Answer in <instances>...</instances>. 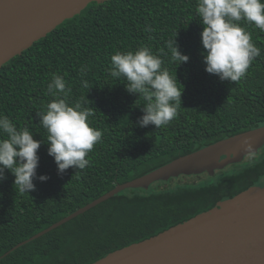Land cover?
Segmentation results:
<instances>
[{"label": "trees", "instance_id": "trees-1", "mask_svg": "<svg viewBox=\"0 0 264 264\" xmlns=\"http://www.w3.org/2000/svg\"><path fill=\"white\" fill-rule=\"evenodd\" d=\"M197 0H110L91 3L0 69V114L18 129L28 127L38 150L35 190L21 193L8 171L0 182V258L21 242L80 208L165 164L237 134L264 126V31L240 21L261 49L244 79L220 81L205 71L203 25ZM151 26L154 31L148 32ZM176 38L189 61L165 66L181 86V108L167 125L139 127L145 103L126 91L127 81L109 73L111 56L145 45L154 53ZM86 66L89 87L81 85ZM178 67V68H177ZM53 74L71 88L69 102L86 97L91 126L103 132L84 170L57 174L47 133L36 113L53 97ZM253 157V158H252ZM214 175L181 176L149 189L119 193L69 223L31 241L0 264H92L110 253L154 237L264 182V152ZM195 179V180H194Z\"/></svg>", "mask_w": 264, "mask_h": 264}, {"label": "clouds", "instance_id": "clouds-1", "mask_svg": "<svg viewBox=\"0 0 264 264\" xmlns=\"http://www.w3.org/2000/svg\"><path fill=\"white\" fill-rule=\"evenodd\" d=\"M195 12L203 25L200 35L205 71L222 82L244 79L261 55V49L252 42V33L240 21L264 31V0H197ZM146 31L154 29L148 26ZM165 47L167 51L160 49L154 53L145 45L135 51H117L110 58V75L123 77L127 81L126 91L145 101L143 115L137 121L142 128L167 126L181 108L182 85L176 71L172 75L165 63L168 60L179 67L189 61V56L179 51L176 38L167 41ZM87 75L88 68L81 66L83 88L89 87L84 79ZM70 92L64 77L53 74L47 85V93L53 99L43 111L36 113L39 124L46 130L48 155L54 158L58 175L69 168L86 169L90 164L89 154L103 137L101 130L91 126L90 117L95 110L85 106L89 101L81 97L70 103ZM41 143L34 139L28 127L18 129L11 119L0 114V182L6 179V171L15 177L14 187L21 193L34 191L37 179L46 182L48 176L37 177Z\"/></svg>", "mask_w": 264, "mask_h": 264}, {"label": "water", "instance_id": "water-1", "mask_svg": "<svg viewBox=\"0 0 264 264\" xmlns=\"http://www.w3.org/2000/svg\"><path fill=\"white\" fill-rule=\"evenodd\" d=\"M110 0H0V69L91 3ZM264 146V126L224 139L124 184L80 208L13 251L85 214L119 193L149 189L181 176L197 178L239 164ZM92 264H264V185Z\"/></svg>", "mask_w": 264, "mask_h": 264}, {"label": "rangeland", "instance_id": "rangeland-1", "mask_svg": "<svg viewBox=\"0 0 264 264\" xmlns=\"http://www.w3.org/2000/svg\"><path fill=\"white\" fill-rule=\"evenodd\" d=\"M258 153H257V155H260L262 152H264V146L261 148V149H259L258 151H257ZM257 155H253V156H257ZM250 157H252V156H249L248 158H246L245 160H243L241 163H243V162H245V161H249L251 158ZM253 158V157H252ZM252 160V159H251ZM196 179V178H195ZM194 179V180H195Z\"/></svg>", "mask_w": 264, "mask_h": 264}, {"label": "flooded vegetation", "instance_id": "flooded-vegetation-1", "mask_svg": "<svg viewBox=\"0 0 264 264\" xmlns=\"http://www.w3.org/2000/svg\"><path fill=\"white\" fill-rule=\"evenodd\" d=\"M262 185H264V182L263 183H261L260 185H258V186H262Z\"/></svg>", "mask_w": 264, "mask_h": 264}]
</instances>
